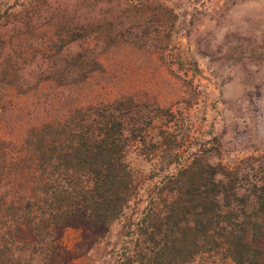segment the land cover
<instances>
[{"label": "trees", "instance_id": "1", "mask_svg": "<svg viewBox=\"0 0 264 264\" xmlns=\"http://www.w3.org/2000/svg\"><path fill=\"white\" fill-rule=\"evenodd\" d=\"M69 1L54 7L48 0H30L9 14L0 0V23H16L19 33L17 24L45 14L51 32L40 56L50 66L28 74L33 85L7 56L0 86L21 95L42 82L71 89L103 73L100 56L113 47L129 43L163 55L175 45L170 36L149 37L175 26L169 0ZM129 10L136 12L131 24ZM73 45L77 50L68 52ZM173 61L178 70L184 62L179 56ZM189 67L196 70V63ZM192 99L174 107L132 96L78 102L21 137L1 135L0 127V264H66L108 243L139 191L131 156L149 163L150 177L166 174L148 193L141 217L130 222L124 249L113 251L114 264H196L221 253L230 264H264V250L257 246L264 237V183L240 195L237 172L211 162L214 154L205 146L183 151L192 139ZM67 229L80 232L72 251L60 242Z\"/></svg>", "mask_w": 264, "mask_h": 264}, {"label": "rangeland", "instance_id": "2", "mask_svg": "<svg viewBox=\"0 0 264 264\" xmlns=\"http://www.w3.org/2000/svg\"><path fill=\"white\" fill-rule=\"evenodd\" d=\"M29 1L1 0V10L12 14ZM65 1L48 0V4L55 7ZM167 5L177 16L175 26L149 34L154 39H175V45L163 55L121 44L100 56L103 73L92 74L71 89L42 82L21 95L1 85V135L21 137L27 128L58 116L66 106L78 102L99 104L132 96L138 101L174 107L180 100L193 97L192 139L183 151L205 146L214 154L211 162L220 161L237 172L239 194L249 195L251 185L264 183V0H169ZM70 13V18L77 21L78 12ZM149 14L150 8L145 9L142 21L146 22ZM127 15L128 24L134 23L136 12L129 10ZM15 24L6 20L0 23V70L1 60L8 56L9 64H17L28 86H32L34 81L28 74L50 66L40 57L42 40L51 34L47 16L31 24H17L19 33L14 31ZM76 50L73 45L68 52ZM178 56L184 61L179 70L173 61ZM191 62L196 63V70L189 67ZM186 69L190 71L185 73ZM130 165L140 187L122 222L113 228L108 243L96 245L89 254L66 264H114L113 251L126 246L130 222L141 217L148 193L166 174L150 177L149 163L136 156H131ZM79 238L80 232L74 229L60 234V242L71 251ZM257 246L264 250V237ZM196 264L230 262L221 253L203 257Z\"/></svg>", "mask_w": 264, "mask_h": 264}]
</instances>
